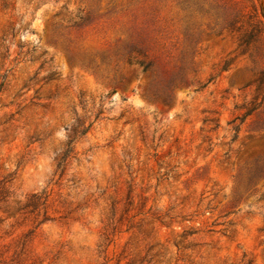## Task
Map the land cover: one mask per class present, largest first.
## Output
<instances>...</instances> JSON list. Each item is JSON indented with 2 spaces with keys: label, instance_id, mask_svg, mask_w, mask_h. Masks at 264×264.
Listing matches in <instances>:
<instances>
[{
  "label": "rangeland",
  "instance_id": "1",
  "mask_svg": "<svg viewBox=\"0 0 264 264\" xmlns=\"http://www.w3.org/2000/svg\"><path fill=\"white\" fill-rule=\"evenodd\" d=\"M194 2L0 0V264H264V20ZM153 23L198 40L169 100L105 51Z\"/></svg>",
  "mask_w": 264,
  "mask_h": 264
},
{
  "label": "trees",
  "instance_id": "2",
  "mask_svg": "<svg viewBox=\"0 0 264 264\" xmlns=\"http://www.w3.org/2000/svg\"><path fill=\"white\" fill-rule=\"evenodd\" d=\"M204 2L205 0H195L193 4L197 7V11L206 12L204 9ZM215 3H220L219 8H222L224 18L217 15L214 17L219 21L214 22L211 21V19L209 22H212V24L216 26L223 23L224 27L242 30L245 33L246 39L260 41L262 38V20L260 18L264 20V12L260 5L259 17L238 7L235 0H215ZM226 10L227 14L225 12ZM149 16L155 21V14L150 13ZM77 18L78 19L74 20L70 25L81 27L89 22V14L87 12L77 15ZM208 19H210V17ZM149 27L141 26L128 29V34L126 36L115 40L105 51L113 52L119 55L123 62L136 65L141 71L148 72L151 76V81L156 79L162 81L164 83L163 88L166 92V96L163 99L169 100L173 86L187 83L185 68L188 63L193 62L194 55L197 52L198 40H194V34L190 33L189 42H187L186 46H183L180 52L182 55L180 66L173 64V68H170L169 61L171 60H167L165 45L159 41L157 37L161 32L159 23H153ZM66 52L70 58L71 51L66 49Z\"/></svg>",
  "mask_w": 264,
  "mask_h": 264
}]
</instances>
